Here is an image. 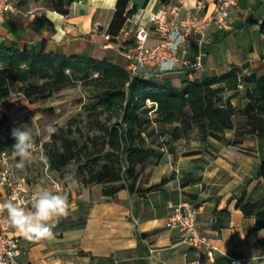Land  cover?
<instances>
[{
    "label": "crops",
    "instance_id": "0c3cea01",
    "mask_svg": "<svg viewBox=\"0 0 264 264\" xmlns=\"http://www.w3.org/2000/svg\"><path fill=\"white\" fill-rule=\"evenodd\" d=\"M179 0H172L175 3ZM181 15L196 0H180ZM116 0H74L63 15L45 6V0H13L0 24V39H14L22 44L46 40V50L58 55H89L101 58L111 55L113 61L125 65L122 51L105 46L103 32L115 11ZM136 6L135 21L142 9L155 10L160 0H130L127 8ZM44 13L53 23L33 32L29 23L36 14ZM264 19V0H237L228 19V29H207L202 45L191 37L188 50H180L173 69L159 77H171L175 84L188 72L184 58L203 52L202 65L190 72V78L221 75L231 67L240 74L264 72V34L259 30ZM9 23V26H8ZM7 24V25H6ZM129 25L126 22L123 27ZM254 27V26H257ZM148 44L158 41L154 28L149 30ZM27 36V37H26ZM234 93L227 91L226 95ZM247 99L234 95L231 103L244 106ZM244 116L234 117V123ZM240 145L226 144L197 132L175 142L153 162L143 165L136 180L139 190L122 188L103 195L100 184L82 185L70 174L65 181L70 208L68 215L54 221L53 236L40 240L24 238L14 227L9 233L19 238L20 262L28 264H193L191 246L181 241L177 228L165 226L172 205L188 201L198 208V229L214 245L213 260L203 257L202 264H264V227L251 230L252 215H245L234 204L243 195L255 202L264 198V182L258 178L259 151L256 135L242 133L237 125L225 131ZM30 165V164H29ZM24 172H26L24 168ZM173 177L152 190L161 177ZM30 176V175H29ZM57 177V176H55ZM35 188L47 182L43 171L31 178ZM152 250V251H151Z\"/></svg>",
    "mask_w": 264,
    "mask_h": 264
},
{
    "label": "trees",
    "instance_id": "16d2710c",
    "mask_svg": "<svg viewBox=\"0 0 264 264\" xmlns=\"http://www.w3.org/2000/svg\"><path fill=\"white\" fill-rule=\"evenodd\" d=\"M72 1L45 0V6L65 15ZM129 1L115 2L114 14L104 30L111 40L136 11L135 5L127 8ZM45 27L52 30L53 23L44 13L36 14L29 23L36 33ZM259 30L264 34V19ZM261 58L264 60V52ZM188 72L179 84L171 77H159L153 70L130 76L126 64L114 62L111 55L64 56L46 50L44 38L22 44L1 38L0 125L7 121L1 106L12 92L40 107V112L50 113L54 107L46 105V101L67 87L81 86L85 95L75 100L79 111L63 126L52 124L58 131L43 140L49 170L57 177L65 176L72 167L70 175L76 181L84 186L100 184L103 195H112L122 188L139 190L135 183L143 165L158 160L178 140L197 132L226 144L240 145L241 139L225 136L226 130L237 125L242 133L257 137V176L264 182V72L240 74L231 67L221 75L193 78ZM231 90L234 93L226 95ZM234 95L246 98L245 105L232 104ZM147 99L152 102L150 105ZM237 115L244 116L242 123H234ZM11 129L0 134V153L14 152ZM18 159L16 156L15 163ZM171 177L173 173L143 190L161 186ZM234 205L254 217L249 229L264 227V198L251 202L241 195Z\"/></svg>",
    "mask_w": 264,
    "mask_h": 264
},
{
    "label": "built area",
    "instance_id": "2783aa9c",
    "mask_svg": "<svg viewBox=\"0 0 264 264\" xmlns=\"http://www.w3.org/2000/svg\"><path fill=\"white\" fill-rule=\"evenodd\" d=\"M237 0H196L191 7L185 9L181 15L182 2L160 5L155 10L142 9L138 18L132 21L133 13L125 21L129 25L122 27L111 40L110 35L103 32V39L107 47H117L125 58L129 75L138 72L162 74L172 70H162L161 63L167 60L174 61L180 50L187 51L191 37L197 36V42L202 45L207 38L206 31L214 26L217 29H228V19L231 9ZM13 0H0V24L6 12L12 10ZM124 23V24H125ZM150 28L158 33V41L148 44ZM175 31L183 37V43L173 49L170 47V34ZM183 66L187 69H196L202 65L203 52L199 50L192 58H184ZM147 104L152 102L148 99ZM42 161V171L47 182L35 188L31 177L27 172H20L15 167L14 152L2 151L0 153V204L9 200L20 203L26 209L32 207V196L40 187L50 190L59 188L62 194L68 193V187L63 179L54 177L49 170L48 162L43 154V140H34V150ZM198 208L188 202L181 201L172 205L165 226L177 228L181 241L191 246L195 258L193 264H202L203 257L213 260L214 245L209 238L201 233L197 226L196 216ZM11 225L7 219V213L0 210V264H28L18 261L20 255L19 238L9 233ZM152 251V250H151ZM230 264H240L239 260L230 259Z\"/></svg>",
    "mask_w": 264,
    "mask_h": 264
},
{
    "label": "clouds",
    "instance_id": "9594fccd",
    "mask_svg": "<svg viewBox=\"0 0 264 264\" xmlns=\"http://www.w3.org/2000/svg\"><path fill=\"white\" fill-rule=\"evenodd\" d=\"M254 27L258 28V25ZM169 40L170 47L173 49L183 43V37L175 31L170 34ZM173 66L174 61L172 60L161 63L162 70H169ZM35 122L36 117L34 116L31 126L27 123H21L19 126L11 129V135L15 140V144L12 146L14 155L19 157V163L16 165L17 168H24L25 161L32 157L34 150L33 125ZM44 131L50 138L58 130L49 124ZM32 201L30 210L14 200L0 204V210L6 211L10 225L24 238L28 240L51 238L55 227L54 221L68 215L70 205L67 197L62 194L59 188L50 190L46 187H40L32 196ZM258 235L264 236V230H261Z\"/></svg>",
    "mask_w": 264,
    "mask_h": 264
},
{
    "label": "rangeland",
    "instance_id": "374dc122",
    "mask_svg": "<svg viewBox=\"0 0 264 264\" xmlns=\"http://www.w3.org/2000/svg\"><path fill=\"white\" fill-rule=\"evenodd\" d=\"M83 95L85 93L81 86L67 87L46 101V105L54 107L53 111L43 113L40 112V107L37 108L36 105L29 104L21 94L12 92L1 106L7 115V121L0 125V134L8 132L11 127L19 126L21 123H27L31 126L32 118L35 116L36 122L33 125V139L45 140L48 138L44 131L46 126L54 123L63 126L69 117L74 116L79 111V104L75 100L83 97ZM17 163H19V159L16 161L15 167ZM24 168L31 178L41 175L42 161L36 151H33L31 159L25 161ZM24 168L20 169L16 167L20 172H23ZM71 168L69 167L68 174L72 172ZM52 175L54 177L57 176L54 172H52Z\"/></svg>",
    "mask_w": 264,
    "mask_h": 264
}]
</instances>
